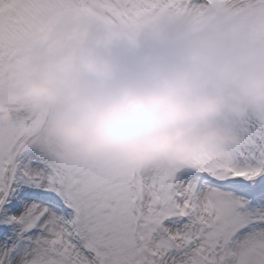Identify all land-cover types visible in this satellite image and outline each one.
Segmentation results:
<instances>
[{
	"label": "snow or ice",
	"instance_id": "snow-or-ice-1",
	"mask_svg": "<svg viewBox=\"0 0 264 264\" xmlns=\"http://www.w3.org/2000/svg\"><path fill=\"white\" fill-rule=\"evenodd\" d=\"M52 2L0 7V49L43 27ZM61 2L135 24L203 17L215 0ZM245 132L242 145L163 171L0 151V264H264V111L248 117Z\"/></svg>",
	"mask_w": 264,
	"mask_h": 264
},
{
	"label": "clouds",
	"instance_id": "clouds-1",
	"mask_svg": "<svg viewBox=\"0 0 264 264\" xmlns=\"http://www.w3.org/2000/svg\"><path fill=\"white\" fill-rule=\"evenodd\" d=\"M232 16L166 18L135 42L85 38L71 60L65 47L32 67L14 62L20 100L48 113L32 145L57 163L109 158L160 171L242 145L248 117L264 111V44L233 32ZM12 110L0 96V120Z\"/></svg>",
	"mask_w": 264,
	"mask_h": 264
},
{
	"label": "rangeland",
	"instance_id": "rangeland-1",
	"mask_svg": "<svg viewBox=\"0 0 264 264\" xmlns=\"http://www.w3.org/2000/svg\"><path fill=\"white\" fill-rule=\"evenodd\" d=\"M9 2V0H0V7L5 8V4ZM77 9L72 13L69 10L74 6V3L61 2V0H53L52 3L48 5L51 9V15L49 16L47 22L62 13H65L63 16H57L54 22L50 23L52 29L59 28L60 26L65 28L68 25L69 30L71 31L72 41H68V49L70 50L66 59L73 58V49L76 48L77 45L74 44L73 38H75L74 32H78L81 30L86 31L87 33L98 35L101 40L107 38V41L112 42L119 38H126L129 42H135L138 38L137 34L131 28V24H108L100 17H98L95 13L90 10V5L84 2L77 3ZM69 12V13H66ZM172 15H166L161 17L158 20L145 19L135 25L140 29L144 30L149 27H158L160 22L164 19H169ZM46 22V23H47ZM209 22L208 20L205 22H200L195 25H202ZM45 23V24H46ZM72 23V25H70ZM264 25V0H253L252 3L247 6H243L240 9L233 11V16L230 23V28L233 32L238 34L245 35L248 39L251 40V37H254L258 31V28ZM45 28L40 29L37 34L41 35ZM259 42L264 44V34H261L259 37ZM24 36L21 35L14 41L11 46H6L5 50L13 49L14 47H19L27 43L24 41ZM58 39V38H57ZM106 41V42H107ZM8 76L10 73L7 74ZM6 75V77H7ZM5 75L3 73L0 74V96L7 95L9 92H16V89L13 86H7L8 82L5 80ZM27 112L21 113L22 116H26ZM1 122V120H0ZM17 123V121H16ZM23 122H19L18 126L23 125ZM6 130L0 131V136L5 137ZM40 152V151H39ZM42 153V152H41Z\"/></svg>",
	"mask_w": 264,
	"mask_h": 264
},
{
	"label": "bare ground",
	"instance_id": "bare-ground-1",
	"mask_svg": "<svg viewBox=\"0 0 264 264\" xmlns=\"http://www.w3.org/2000/svg\"><path fill=\"white\" fill-rule=\"evenodd\" d=\"M245 0H230L228 1L227 3H223V4H216L215 6L214 5H209V8H208V11L204 14L203 17H206L208 15H210L211 13H213L216 9H222V8H227V6L229 5H240L242 2H244ZM183 17H187L189 18L191 21L192 20H195V19H199V18H203V17H198V16H195V15H192V14H184L181 16V18Z\"/></svg>",
	"mask_w": 264,
	"mask_h": 264
}]
</instances>
